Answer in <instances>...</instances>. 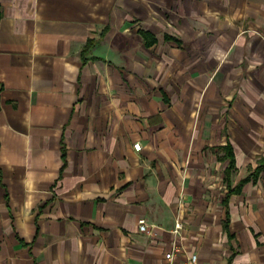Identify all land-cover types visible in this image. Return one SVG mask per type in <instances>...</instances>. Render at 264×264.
Wrapping results in <instances>:
<instances>
[{
  "label": "crops",
  "instance_id": "0c3cea01",
  "mask_svg": "<svg viewBox=\"0 0 264 264\" xmlns=\"http://www.w3.org/2000/svg\"><path fill=\"white\" fill-rule=\"evenodd\" d=\"M177 220L264 264V0H0V264H166Z\"/></svg>",
  "mask_w": 264,
  "mask_h": 264
},
{
  "label": "built area",
  "instance_id": "2783aa9c",
  "mask_svg": "<svg viewBox=\"0 0 264 264\" xmlns=\"http://www.w3.org/2000/svg\"><path fill=\"white\" fill-rule=\"evenodd\" d=\"M135 150L141 149V144H134ZM183 223L177 220L174 229L171 230V240L165 252L166 264H199V256L196 253H189L187 246L181 237ZM139 229L141 232L148 231V225L145 220H140Z\"/></svg>",
  "mask_w": 264,
  "mask_h": 264
},
{
  "label": "trees",
  "instance_id": "16d2710c",
  "mask_svg": "<svg viewBox=\"0 0 264 264\" xmlns=\"http://www.w3.org/2000/svg\"><path fill=\"white\" fill-rule=\"evenodd\" d=\"M89 45H90V43H89ZM89 45H88V46H89ZM226 149H227V151H228V155H229V157H231V160H232L231 165H233V152H232V148L229 146V147H227ZM228 172H230V169H228L227 173H228Z\"/></svg>",
  "mask_w": 264,
  "mask_h": 264
}]
</instances>
